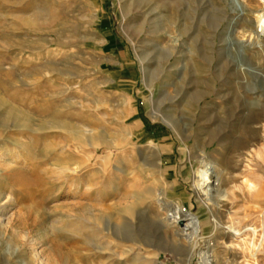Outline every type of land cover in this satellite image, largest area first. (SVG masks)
I'll return each instance as SVG.
<instances>
[{"label": "rangeland", "instance_id": "1", "mask_svg": "<svg viewBox=\"0 0 264 264\" xmlns=\"http://www.w3.org/2000/svg\"><path fill=\"white\" fill-rule=\"evenodd\" d=\"M263 238L264 0H0V264H264Z\"/></svg>", "mask_w": 264, "mask_h": 264}, {"label": "bare ground", "instance_id": "2", "mask_svg": "<svg viewBox=\"0 0 264 264\" xmlns=\"http://www.w3.org/2000/svg\"><path fill=\"white\" fill-rule=\"evenodd\" d=\"M61 52H64V50H61ZM139 130H141L143 132V127L140 126L139 127ZM141 136H143V133H141ZM153 146L155 147V149L157 151L160 152V148L161 147H160V145L158 143H156V144L153 143ZM112 158H113V154L110 152V160H112ZM107 159H108V156L104 157L103 158V161H107ZM202 164H203V166H201V168H198L196 170V172H195L196 173V177H195V180H194V186H195V188L197 190L198 195H201V196H204L205 195V197H206V196H208L210 194V192L212 190H214L216 188V186H218V184H219V178H220L219 175H220V173H221L222 170H220L217 167H213L212 165L207 164L206 162H203ZM147 176H149V174ZM251 186H253V184H251ZM87 189L88 190H92L93 188H92L91 185H88L87 186ZM205 200H206V198H205ZM3 208H5L4 205L2 206V209ZM180 211L181 210H180V208L178 206L173 212H171L168 215V217L166 218V220L169 221L170 224H174L175 225L178 221H180L182 219V215H180ZM183 216L184 217H188V218H186L187 219V223L185 224V226L182 229V231L183 232H186L187 230H189L190 228H192L193 229V231H192L193 233L192 234L195 235V236H197L198 235V231L200 229V219L198 217H196V216H193V215L189 214V213H186ZM183 220H185V219H183ZM215 225H216L215 226L216 229H218L217 227H219V225L221 226V224H217V223ZM242 229H236V228L233 227V230L234 231L232 233L238 235V233ZM231 231H232V227H231ZM244 231H254L255 232L256 231V228L254 226L246 225L244 227ZM132 241H134L135 245L137 244V246L141 249L142 245L141 244H138V241H135V240H132ZM143 245H145L147 248H149V246H150V244H146V242H145V244L143 243ZM253 245H254V243H253ZM260 245H261V241L258 243L257 249H259ZM204 253H206V252H204ZM192 255H194V254H192V252H190L189 259L191 258ZM251 255H252V257L254 259H256V253H252ZM209 257L210 256H207V262H208V264H214V262ZM143 258H147L148 259L147 261H145V263H148V264L150 263L151 257H147L146 255H144V253H139V259H143ZM248 260H249V258H248ZM249 261L245 260V263L244 264H252ZM251 261H253V260H251Z\"/></svg>", "mask_w": 264, "mask_h": 264}]
</instances>
